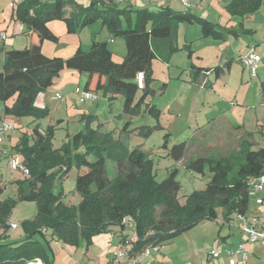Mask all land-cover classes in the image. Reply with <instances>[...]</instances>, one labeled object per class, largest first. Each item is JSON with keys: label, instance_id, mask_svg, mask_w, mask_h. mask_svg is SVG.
I'll return each instance as SVG.
<instances>
[{"label": "trees", "instance_id": "trees-1", "mask_svg": "<svg viewBox=\"0 0 264 264\" xmlns=\"http://www.w3.org/2000/svg\"><path fill=\"white\" fill-rule=\"evenodd\" d=\"M122 3L118 0H91L89 4L79 0L15 3L16 19L32 32L33 41L32 46L6 50L0 70L4 115L32 116L34 121L49 115L47 106L36 104L37 96L54 84L55 78L66 68L88 73L85 89L100 90L107 86L114 93L124 91L125 110L130 111L139 90L135 81L138 74L143 72L145 80L149 81L153 59L159 53L165 55L166 60L170 58L177 49L172 46L171 38L180 22L201 24L203 37L222 34L217 23L192 11L175 10L170 6L155 10L133 8ZM262 3L263 0H231L227 10L244 16L258 11ZM55 18L64 19L69 31L100 19L113 37L125 38V59L115 61L108 41H99L96 37L89 50L79 48L69 58L47 56L39 47L41 38L57 40L58 36L47 24ZM214 69L218 77L221 66ZM203 71L204 68L197 67L192 71L194 78ZM148 110L159 114V108L154 105ZM3 118L0 114V122ZM40 125L34 128V136L25 132L16 145L23 156L21 161L29 169L25 174L28 176L19 180V192L23 198L38 201V213L35 219L27 220L32 224L26 228L25 238L9 241L5 232L0 233V264H30L37 259L44 264H54L46 245L51 247L50 238L44 228L72 245L89 246L93 236L107 231L109 226H126L125 218L134 221L137 238L132 242V254H138L151 244L178 236L204 219L217 218L219 207L227 220L234 213L246 214L251 200L249 178L264 173V147L254 148L252 140L243 138L241 154L231 158L229 155L198 156L189 160L188 167L204 172L209 165L213 175L205 189L193 191L182 203L178 197L181 185L175 179L176 169L158 181L153 159L139 146L130 150L127 138L118 140L99 129L85 130L77 134L75 143L79 145L85 137L86 148L80 153L73 154L69 149L62 153L52 145L53 125H48L45 131ZM186 150V142H181L174 144L168 154L179 161ZM90 154L96 155V160H90ZM108 160L116 163V175L112 177L107 168ZM73 162L82 166L76 182V189L82 195L78 207L65 202L63 190L57 185ZM237 162L238 169L231 176ZM3 190L0 184V194ZM13 205V201H0V231L12 228L7 217ZM159 206L162 210L157 214ZM151 229L153 234H149ZM30 231L41 232L43 240L33 238Z\"/></svg>", "mask_w": 264, "mask_h": 264}, {"label": "rangeland", "instance_id": "rangeland-1", "mask_svg": "<svg viewBox=\"0 0 264 264\" xmlns=\"http://www.w3.org/2000/svg\"><path fill=\"white\" fill-rule=\"evenodd\" d=\"M79 1L83 4L91 3V0ZM211 1L220 11L215 0ZM208 3H204L206 8L209 6ZM149 7L156 8L153 5ZM261 8L254 13L257 14V19L255 23H251L255 29L253 33H247L242 27L248 26L250 21L243 19L247 24L243 23L242 26L235 22L228 25L226 18L219 13L213 14L214 17L212 15L207 17L215 23L218 22L217 29L222 33L219 37L213 35L203 37V27L199 23L180 22L179 25L182 23V26L179 29V48L172 52L168 60L161 53L153 59L149 81L145 80L142 85L138 78L135 80L139 85V90L130 111L125 110L124 91L114 93L107 86L100 90L85 89L88 73L68 68L64 69L55 78L54 84L49 87L51 89L46 105L50 112L43 119L34 121L32 116L4 115V101L0 100V114L4 116L0 123L3 124L5 121L13 128L3 144L8 150L6 149V153L0 156V184L4 187L0 194V201L14 202L7 217V223L11 227L12 224L17 225L16 228L1 230L0 233L5 232L9 241L25 238L26 228L32 224L27 223V220L35 219L37 216L38 201L23 198L19 192V180L25 179L28 175L20 170H12L9 164V153L21 161L23 156L16 145L26 133L31 137L34 136V128L39 123L44 131L48 125H53L55 133L51 139L52 145L62 153L65 149L71 150L73 154L82 152L86 148L85 137L79 145L75 143V139L77 134L85 130L99 129L118 140L127 138L130 150L139 146L149 158L153 159L154 173L158 181H162L176 169L175 179L181 185L178 197L182 203L193 191L205 189L212 178L213 171L209 165L204 172L195 171L188 167L189 160L198 156L218 158L229 155L228 157L231 158L232 155L241 154V140L248 139L249 136L246 132L241 133L237 129L235 131L233 118L235 117L234 121L239 123L246 121L247 126L259 116H263L262 121L264 119V94L262 93L264 82L260 84L261 78H264V4ZM13 9L11 2L4 9L0 8V30H2L0 70L3 69L5 61L3 50L22 49L33 41L22 32L21 23L16 19ZM234 19L239 21L236 16ZM47 24L58 36L57 40L41 38L39 49L47 56L69 58L79 48L87 51L94 36H97L99 41L109 40L108 44L114 48L115 61L122 62L125 59V38L123 36L113 37L100 19L76 31H69L64 19L55 18L49 20ZM232 29H235L238 34L230 31ZM185 34L188 36L187 40ZM116 38L118 40L114 43ZM10 40L14 42V45L8 46L7 43ZM6 41L8 42L5 44ZM4 45H7V49H3ZM249 46H255L256 52L262 56L258 75H252L249 68L241 61V50L247 49L246 53ZM217 66H221V75L216 80L214 68ZM197 67L204 68L205 72L210 70L205 75L210 79L209 85H205V81L202 83L204 76L194 78L193 72L197 70ZM84 90L96 93L97 97L84 100L81 94ZM236 98L243 101V104L238 105ZM151 105L159 108L158 115L148 110ZM263 123L260 122V124ZM254 128L259 130L257 140L264 144V129L261 130L260 125ZM181 142H186L187 150L184 157L176 161L168 153L174 144ZM88 158L96 160V155L90 154ZM238 162L231 176L236 173ZM107 168L111 177L116 175V163L108 160ZM81 170L82 166L73 162L63 179L57 181L58 188L63 190L62 197L65 202L77 207L82 199V195L76 189L77 177ZM161 210V206L157 207V214ZM129 223L126 230L128 234L133 235L135 231ZM43 230L50 238L51 247L46 245L54 264L65 262L69 264L71 258L77 264H91V258H93L91 257V243L85 248L74 250L76 246L72 248V244L61 239L54 232L46 228ZM29 233L33 238L43 240L41 232L36 234L35 231H30ZM115 242L116 240L114 245ZM99 249V247H94L93 251L96 252L98 259L105 262L107 256L103 251L98 252ZM101 255L104 256L100 257ZM30 263L35 264L34 261Z\"/></svg>", "mask_w": 264, "mask_h": 264}, {"label": "crops", "instance_id": "crops-1", "mask_svg": "<svg viewBox=\"0 0 264 264\" xmlns=\"http://www.w3.org/2000/svg\"><path fill=\"white\" fill-rule=\"evenodd\" d=\"M20 1L21 0H16V2H20ZM186 1L187 3H185L184 0H129V1H125L124 4H128L132 6L133 8L146 7L152 10L158 9L160 6H170L175 10L195 12L198 15L202 17H206V18L211 17V15L214 17L213 14L219 13V15L226 18V23L228 25L229 23L235 22V23H240L242 26L243 23L246 25L247 23H245V21L248 20L250 21V24H247L248 26H245V27L242 26L243 30L246 31L247 33H253L255 31V29L253 28L254 26L251 23L256 22L257 14H254V13L246 14L244 15L245 17L243 16L244 18L241 15H239L238 17L237 15L231 14L227 10V5L230 3L231 0H215L214 2L216 3L217 7H220L221 9L220 11H218L215 5L211 3L213 2L211 0H186ZM10 2H12V0H0V8L4 9V7ZM204 3H208L209 6H207L206 8L204 6ZM263 4H264V0H263L262 5ZM149 5H153L156 8H150ZM212 6H214V8H211ZM12 8H13V5H12ZM222 8L226 9V11H224ZM197 11H200V12H197ZM235 16L238 18L239 21L234 19ZM20 23H21L20 27L22 28V32H24L25 34L29 36V38H31L32 32L28 31L22 22ZM181 24L179 25L178 30L172 35V38H171L172 46L176 47L177 49L179 48V39H180L179 29L182 26ZM191 24H198V23H191ZM24 28L25 30H23ZM15 29H16V24H15ZM230 31L233 32L235 31V29H232ZM1 33H2V30H0V34ZM233 33L238 34L237 31ZM94 37L97 38V36H94ZM109 39L113 40V38H109ZM185 39L186 40L188 39L187 34H185ZM117 40L118 39L116 38L114 40V43ZM7 42L8 41H6L5 44ZM7 44L8 46L14 45V42L10 40V42ZM6 46L7 45H4L3 49H5ZM109 47L113 51L114 48L112 47V45L109 44ZM3 51L5 55L6 51L5 50ZM245 51L241 50L240 56H242L245 53ZM260 57L262 60L261 55ZM209 72L203 71L198 77V78H201L202 76H204V80L202 81V83L205 81L204 82L205 85H206V82L210 83V79L206 78L205 76L206 73L208 74ZM258 74H259V64H258L256 75ZM220 75L216 77V80L220 78ZM261 79L262 80L260 84L264 82V78H261ZM50 89L51 88H48V90H45L38 94L37 99H36V104L38 106L40 107L47 106L46 99H47L48 93L50 92ZM261 89H262V86H261ZM262 93L264 94L263 90H262ZM263 102H264V99H263ZM236 103H238V105H242L243 101H241L239 98H236ZM234 118L232 121L234 122L233 128L235 129V131L237 129L238 132H241V133L246 132L249 136L250 141L252 140V144L254 148H258V146L264 147L263 142L258 141L256 138V136L259 135L258 134L259 130L257 128H254L255 126L260 125L261 130L264 129V123L260 124V122H264V119L263 121L261 120L263 116L257 117V119L251 122V124H248V126L245 123L246 121L239 123V122H235ZM227 119L230 120V118H227ZM261 196L263 199L261 203H258L255 200V198L251 197L249 207H248L246 214L247 215H258L262 217V219L264 220V190L262 191ZM129 219L130 218H125L126 226L121 227L120 225H111L109 226V229L107 231L101 232L98 235H95L93 237V241L91 243V257H93L91 258V264H117L118 263V257L116 255H117L118 250L121 248L122 244H124L125 241L128 239L131 240L132 237L133 239H135V235L128 234L126 230L127 226H129L128 222H130L129 224L132 225V227L134 228V221L132 219L131 220ZM113 238H115L116 240L115 245H114L115 240H112ZM241 242H246V247L248 251V257H247L245 264H264V239L250 241L248 239V233L245 230H243V228L241 227V223L236 213L232 215L231 219L227 220L223 215L222 208H220L218 209L217 218L204 219L201 222L197 223L192 228L179 234L178 236H175L171 239L159 242V245H160L159 251L153 252L150 256L139 258L138 262H136L135 264H230L229 257L223 256L222 258L216 259L212 257V252L216 249H221V248H227V247L236 248L238 244ZM72 246H75V245H71V247ZM85 247H87V245L85 243H82L79 246L74 247L76 248L74 250H77L78 248H85ZM94 247H99L101 250L99 249L98 252L103 251L105 256H107V260L105 262H102L100 259L97 258L96 252L93 251ZM103 256L101 255L100 257H103ZM235 257L239 258L240 255L235 254L234 258ZM41 262L42 264H44L42 260ZM63 264H67V263L65 262ZM69 264H77V262H75L74 259L71 258V261Z\"/></svg>", "mask_w": 264, "mask_h": 264}, {"label": "built area", "instance_id": "built-area-1", "mask_svg": "<svg viewBox=\"0 0 264 264\" xmlns=\"http://www.w3.org/2000/svg\"><path fill=\"white\" fill-rule=\"evenodd\" d=\"M16 0H12L11 5L15 4ZM118 1H129V0H118ZM185 3H187L186 0H184ZM261 60L260 55L256 52V48L253 46L248 49V51L241 56V61L249 68L252 75H256L258 64ZM137 78L140 80V83L143 85L145 81L144 73L140 72L137 76ZM82 97L84 100L86 99H95L97 97V94L90 91V90H84L82 91ZM12 126L7 123L3 122V124L0 123V156L6 153V149L4 148V140L9 134L10 130H12ZM9 164L12 168V170H20L24 174L29 173L28 167L22 162L19 161L16 157H14L11 153H9ZM249 186H250V196L255 198V200L258 203H261L263 201L261 193L264 190V173H262L258 177H251L249 178ZM237 217L241 223V227L243 230H245L248 233V239L250 241H255L258 239H264V220L262 217L258 215H247V214H237ZM16 224H12V228H16ZM135 231V230H134ZM149 234H153L152 231H149ZM135 239L137 238L136 232H134ZM133 237L131 240H126L124 244H122L121 248L117 252L118 257V263L117 264H135L138 262L139 258L141 257H147L150 256L153 252H157L160 250L159 244H151L148 247H146L142 252L133 255L132 254V242L135 240ZM235 254H239V258H234ZM223 256L229 257L230 264H245L247 257H248V251L246 247V242H241L238 244L236 248H221L216 249L212 252V257L219 259ZM36 264H42L40 259H37L34 261ZM32 264V263H30Z\"/></svg>", "mask_w": 264, "mask_h": 264}]
</instances>
